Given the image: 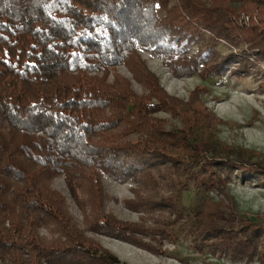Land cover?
Segmentation results:
<instances>
[{"label":"trees","instance_id":"trees-1","mask_svg":"<svg viewBox=\"0 0 264 264\" xmlns=\"http://www.w3.org/2000/svg\"><path fill=\"white\" fill-rule=\"evenodd\" d=\"M243 1L246 11L258 6L259 23L239 24L230 0H0V264H128L88 232L160 256L188 218L199 248L264 259V222L230 190L236 178L264 188V159L204 149L192 125L150 118L179 113L185 101L139 53H161L175 73L188 44L199 52L187 55L192 72L202 62L205 77L249 76L264 61V0ZM222 41L237 50L218 49ZM119 66L132 78L109 81ZM188 109L198 131L224 122L212 109ZM103 172L136 183L125 204L148 213V224L106 210ZM61 174L80 204L79 191L87 198L85 228L53 187ZM191 191L204 196L185 209Z\"/></svg>","mask_w":264,"mask_h":264},{"label":"rangeland","instance_id":"rangeland-1","mask_svg":"<svg viewBox=\"0 0 264 264\" xmlns=\"http://www.w3.org/2000/svg\"><path fill=\"white\" fill-rule=\"evenodd\" d=\"M230 1L232 7L239 11L236 14L239 24L250 25L260 22L261 13L257 9L258 6L253 5L249 11H246L243 9V5L247 2L244 3L243 0ZM243 14L249 15L250 20L243 21ZM223 44L225 43L222 41L221 46L218 45V49L221 47L226 52H229L230 48L232 51L237 50L234 46L225 44L224 47ZM179 50L181 54L175 60L176 72L174 73L161 53L153 51L149 47L139 48L141 57L149 68L161 78L166 91L185 101L179 108V113L174 114L173 111L161 110L151 114L150 118L163 120L169 127L172 125L184 127L187 124L186 128L189 129V125H192L195 135L203 144L204 149L221 154L242 151L256 160L264 159V61H259L257 70L249 76L228 75L229 70H227L222 76L205 77L204 71H201L202 62L197 63L195 72H192L188 66L187 55L198 54L197 46L191 48L188 44H183L180 45ZM209 58L212 57L209 56ZM116 74L132 78V74L126 66H119L111 70L109 81H113ZM133 83L135 90L142 93V86L135 81ZM194 91L197 97L192 101L191 93ZM191 107H195L199 112L204 111L205 107L212 109L224 122L217 128L201 126V131H198L199 125L193 119L192 111L188 109ZM102 181L107 193L105 208L108 212L123 220L144 221L148 224L151 219L148 213L128 208L125 204L126 199L136 197L134 192L137 187L136 183L132 180L120 181L107 172H103ZM257 185L255 179L252 182H245L236 178L231 183L230 190L243 213L264 222V188ZM53 187L65 196L71 214L77 219L79 225L85 228V214L90 215V206L85 204L87 202L85 194L79 191V198L85 201L80 204V200H77L70 191L63 174L54 178ZM203 196L195 191L184 193L182 205L185 209H187L186 206L192 205L194 202L199 205ZM212 196L216 197V194ZM189 222L188 218L183 225H179L178 239L176 242H167V245L164 246L166 254L160 256L120 239L103 234L88 233L95 236L106 248L128 264H264V259H239L209 246L204 245L201 246L202 249L199 248L194 242L193 236L188 232ZM41 231L42 234L51 236L48 228H43Z\"/></svg>","mask_w":264,"mask_h":264},{"label":"built area","instance_id":"built-area-1","mask_svg":"<svg viewBox=\"0 0 264 264\" xmlns=\"http://www.w3.org/2000/svg\"><path fill=\"white\" fill-rule=\"evenodd\" d=\"M242 19H244L243 21L247 22V20H250V16L243 14Z\"/></svg>","mask_w":264,"mask_h":264}]
</instances>
